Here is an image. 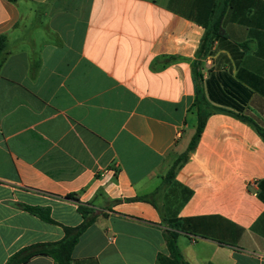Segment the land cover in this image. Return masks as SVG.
Listing matches in <instances>:
<instances>
[{
    "label": "crops",
    "instance_id": "1",
    "mask_svg": "<svg viewBox=\"0 0 264 264\" xmlns=\"http://www.w3.org/2000/svg\"><path fill=\"white\" fill-rule=\"evenodd\" d=\"M215 23L201 85L221 111L165 184ZM0 35V264L64 237L20 205L68 227L94 211L70 264H158L173 222L189 264H264V139L237 117L264 128V0H0Z\"/></svg>",
    "mask_w": 264,
    "mask_h": 264
},
{
    "label": "trees",
    "instance_id": "2",
    "mask_svg": "<svg viewBox=\"0 0 264 264\" xmlns=\"http://www.w3.org/2000/svg\"><path fill=\"white\" fill-rule=\"evenodd\" d=\"M16 3L18 0H9ZM222 29L218 23H215L212 27L205 28L203 37L200 41L199 47L196 51L197 61L194 64V74L197 81V92L194 102V107L198 115V126L195 135L193 136L188 149L185 153L180 155L172 165L171 169L167 173L164 183L172 182L178 172V170L188 161L190 154L196 149L208 117L216 111H221L214 108L206 98L203 87L201 85L203 80V74L201 72L202 60L205 59L213 49L215 41L222 37ZM7 48L6 36L0 35V72L2 65L5 61ZM175 59V58H173ZM237 117L242 121L251 124L264 139V128L257 125L251 118L245 115L237 114ZM148 197H141L138 200H147ZM20 207L29 212L30 214L37 216L43 221L60 225L64 230V237L58 242L52 243H37L31 246L25 247L12 255L6 264H25L31 261L37 256H47L52 258L56 264H70L72 254L75 246L78 244L82 234L90 227L96 217L94 211L91 208L80 205L79 211L83 216L84 221L77 227L63 226L54 221L50 214L49 208H39L35 206L20 205ZM180 228L179 222H173L170 224V229L164 231V238L168 248V255H159L158 264H189L182 256L178 248V230ZM211 264V263H208Z\"/></svg>",
    "mask_w": 264,
    "mask_h": 264
},
{
    "label": "built area",
    "instance_id": "3",
    "mask_svg": "<svg viewBox=\"0 0 264 264\" xmlns=\"http://www.w3.org/2000/svg\"><path fill=\"white\" fill-rule=\"evenodd\" d=\"M109 173V171H107V172H104L103 174H102V177H105L107 174Z\"/></svg>",
    "mask_w": 264,
    "mask_h": 264
}]
</instances>
